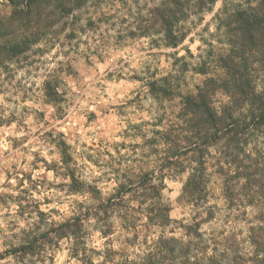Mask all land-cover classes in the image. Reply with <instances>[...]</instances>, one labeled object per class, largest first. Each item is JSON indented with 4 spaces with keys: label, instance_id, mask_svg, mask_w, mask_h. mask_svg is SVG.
I'll list each match as a JSON object with an SVG mask.
<instances>
[{
    "label": "rangeland",
    "instance_id": "obj_1",
    "mask_svg": "<svg viewBox=\"0 0 264 264\" xmlns=\"http://www.w3.org/2000/svg\"><path fill=\"white\" fill-rule=\"evenodd\" d=\"M71 1H0V264H173L169 239L221 264L252 257L257 210L230 209L212 166L206 203L187 202L189 173L151 142L212 75L196 69L227 52L218 15L257 0ZM175 74L180 90L164 95Z\"/></svg>",
    "mask_w": 264,
    "mask_h": 264
},
{
    "label": "trees",
    "instance_id": "obj_2",
    "mask_svg": "<svg viewBox=\"0 0 264 264\" xmlns=\"http://www.w3.org/2000/svg\"><path fill=\"white\" fill-rule=\"evenodd\" d=\"M0 1L30 8L37 0ZM71 3L60 0L56 8L62 10ZM245 5L218 15V25L227 38V52L217 54L214 60L196 69L198 75L206 76L209 70L212 75L195 87L192 94H179L181 108L175 124L156 131L151 144L153 154L162 150L169 165L189 173L183 189L187 202L194 206L206 203L207 171L212 166L230 209L257 210L248 229L253 255L247 259L235 256L231 264H264V86L260 89L257 86L259 76L264 75V0ZM167 20H176L174 13L169 11ZM165 32L173 48L184 39L177 38L171 27ZM181 80L182 75L177 74L160 80L162 93L179 91ZM152 177L150 173V181ZM161 190V185L150 183L151 207H158L159 223L165 225L169 210L159 203ZM213 217L209 211L199 224ZM163 249L171 255L173 264H221L204 254L199 258L189 256L173 239L165 240Z\"/></svg>",
    "mask_w": 264,
    "mask_h": 264
}]
</instances>
